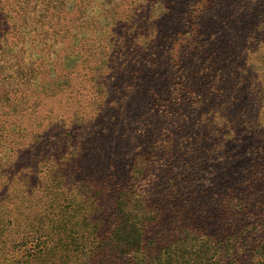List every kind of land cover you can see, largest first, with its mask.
Instances as JSON below:
<instances>
[{
    "label": "rangeland",
    "instance_id": "obj_1",
    "mask_svg": "<svg viewBox=\"0 0 264 264\" xmlns=\"http://www.w3.org/2000/svg\"><path fill=\"white\" fill-rule=\"evenodd\" d=\"M199 2L2 0L13 15L0 14L22 29L17 48L0 54V97L20 95L7 118L37 132V168L36 149L51 157L63 143L58 156L84 153L101 175L116 161L123 175L138 152H155L137 185L152 199L173 173H192L187 191L204 206L223 202L264 144L244 120L264 110V0ZM17 131L7 125L4 135Z\"/></svg>",
    "mask_w": 264,
    "mask_h": 264
},
{
    "label": "trees",
    "instance_id": "obj_2",
    "mask_svg": "<svg viewBox=\"0 0 264 264\" xmlns=\"http://www.w3.org/2000/svg\"><path fill=\"white\" fill-rule=\"evenodd\" d=\"M21 29L22 22L10 25L0 14L1 55L17 48L14 34ZM8 92L5 102L0 97V264H50L53 252L60 264H264V144L241 181L226 183L217 206H204L196 191H187L192 173H171L164 191H151L152 199L137 185L159 161L155 152H138L124 176L119 161L101 175L86 168L84 153L58 156L67 148L56 144L51 157L36 149L44 153L41 167L47 166L39 174L33 162L35 146H41L37 132L7 118L14 117L11 102L20 97ZM252 119H244L245 127L256 139L264 137L263 107ZM7 125L24 134L17 131L9 140ZM176 181L183 187L175 188Z\"/></svg>",
    "mask_w": 264,
    "mask_h": 264
}]
</instances>
